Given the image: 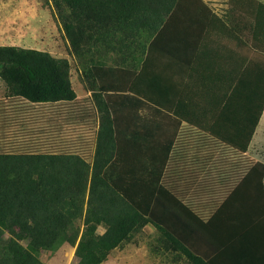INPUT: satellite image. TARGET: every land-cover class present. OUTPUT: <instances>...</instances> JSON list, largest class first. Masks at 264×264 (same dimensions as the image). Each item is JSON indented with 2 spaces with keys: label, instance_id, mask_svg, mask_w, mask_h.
Here are the masks:
<instances>
[{
  "label": "crops",
  "instance_id": "obj_1",
  "mask_svg": "<svg viewBox=\"0 0 264 264\" xmlns=\"http://www.w3.org/2000/svg\"><path fill=\"white\" fill-rule=\"evenodd\" d=\"M125 25L106 56L144 68L143 88L163 96L162 105L142 100L123 115L128 152L153 154L156 165L164 159L159 182L192 212L181 218L193 252L219 248L229 264H264V195L258 177L244 179L264 164V8L250 0H155ZM46 104L50 117L64 116L58 102ZM156 202L163 217L181 211Z\"/></svg>",
  "mask_w": 264,
  "mask_h": 264
},
{
  "label": "trees",
  "instance_id": "obj_2",
  "mask_svg": "<svg viewBox=\"0 0 264 264\" xmlns=\"http://www.w3.org/2000/svg\"><path fill=\"white\" fill-rule=\"evenodd\" d=\"M50 1L71 53L82 59L83 77L98 111L93 157L89 163L71 152L0 151V264H44L40 252H55L64 243L74 246L76 264H101L147 223L164 235V246L175 259L182 257L188 264H229L219 248L210 256L191 250L193 239L189 229L182 227L181 214L192 212L159 182L164 159L160 157L156 165L153 154L128 152L123 115H134L142 100L162 105L161 92L143 88L144 68H125L120 58H113L112 65L98 59L107 58L112 43H122L118 33L125 30L129 15L155 0ZM250 1L264 8L263 3ZM0 77L8 96L22 103L43 107L75 97L68 60L45 51L1 45ZM263 104L264 98L260 110ZM6 109L7 104L1 106L0 133L19 119L17 107ZM148 158L152 163L147 165ZM252 176L258 177L264 195V164L254 165L244 179ZM160 198L181 211L156 217L153 206ZM98 226L103 233L97 232Z\"/></svg>",
  "mask_w": 264,
  "mask_h": 264
},
{
  "label": "rangeland",
  "instance_id": "obj_3",
  "mask_svg": "<svg viewBox=\"0 0 264 264\" xmlns=\"http://www.w3.org/2000/svg\"><path fill=\"white\" fill-rule=\"evenodd\" d=\"M67 44L50 0H0V46L32 48L48 52L56 58H66L70 82L75 89L74 99L58 102V108L64 111V116L50 117L46 112L53 105L37 107L10 98L6 82L0 77V109L7 104L6 110L17 107L19 111V119L15 123L10 122L0 133V151L71 152L81 155L89 163L92 161L97 108L92 94H86L82 59L76 58ZM98 59L107 65L113 64L111 57ZM156 201L153 206L155 216L163 219V212L157 209L163 206L157 205ZM103 230V227L98 226V233ZM163 242L162 234L147 223L112 250L101 264H188L182 257L175 259ZM74 250V246L64 243L57 251L43 250L39 256L44 264H76L78 258Z\"/></svg>",
  "mask_w": 264,
  "mask_h": 264
}]
</instances>
